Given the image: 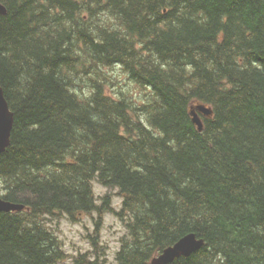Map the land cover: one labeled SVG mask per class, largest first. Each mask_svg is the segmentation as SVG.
Segmentation results:
<instances>
[{
	"label": "trees",
	"instance_id": "obj_1",
	"mask_svg": "<svg viewBox=\"0 0 264 264\" xmlns=\"http://www.w3.org/2000/svg\"><path fill=\"white\" fill-rule=\"evenodd\" d=\"M0 3V198L25 206L0 213V264H109L106 213L125 228L113 264L190 234L204 246L171 264H264V0ZM115 67L139 93L107 88ZM94 212L92 250L72 257L60 218Z\"/></svg>",
	"mask_w": 264,
	"mask_h": 264
},
{
	"label": "rangeland",
	"instance_id": "obj_2",
	"mask_svg": "<svg viewBox=\"0 0 264 264\" xmlns=\"http://www.w3.org/2000/svg\"><path fill=\"white\" fill-rule=\"evenodd\" d=\"M106 74L110 78L107 88L115 93L120 90L132 89L133 92L139 93L140 91L133 87L128 80L127 76L123 73L120 67L113 69H106ZM94 190L96 194L97 205L102 204V199L107 193L111 195L112 207L119 211L122 207V198L118 195L119 189H109L97 180L93 181ZM97 212L92 216H84L77 223H72L66 218H60V223L57 225V235L64 244L65 251L72 257H77L82 253L92 250V245L89 240V235H94L95 232V219H97ZM54 224V223H53ZM55 226V225H54ZM125 234L123 224L112 214L106 213L104 216V223L101 229V245L105 247L106 258L109 264H113L117 251L120 248V238ZM59 264H73L69 259L66 262Z\"/></svg>",
	"mask_w": 264,
	"mask_h": 264
},
{
	"label": "water",
	"instance_id": "obj_3",
	"mask_svg": "<svg viewBox=\"0 0 264 264\" xmlns=\"http://www.w3.org/2000/svg\"><path fill=\"white\" fill-rule=\"evenodd\" d=\"M7 9L0 3V15H5ZM200 112L207 117L212 116L213 112L210 108L205 106H198L191 112L194 124L197 125L198 130L202 131L204 128L203 122L199 114ZM14 125V114L9 108L8 102L5 98L4 90L0 86V155L10 145L11 132ZM25 206L14 204L0 198V213L1 212H19L23 211ZM204 246L202 240H198L194 234L187 235L178 241L175 245L165 249L159 256L154 258L151 264H171L181 257H190L193 253Z\"/></svg>",
	"mask_w": 264,
	"mask_h": 264
}]
</instances>
